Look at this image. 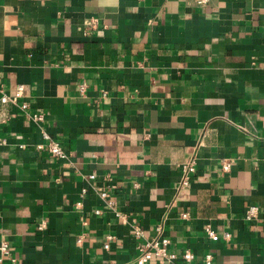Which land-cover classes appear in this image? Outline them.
I'll return each instance as SVG.
<instances>
[{
  "label": "crops",
  "instance_id": "1",
  "mask_svg": "<svg viewBox=\"0 0 264 264\" xmlns=\"http://www.w3.org/2000/svg\"><path fill=\"white\" fill-rule=\"evenodd\" d=\"M263 17L264 0H0V96L23 85L0 104V238L17 258L0 264H136L134 227L156 225L191 264H264ZM110 182L123 217L99 196Z\"/></svg>",
  "mask_w": 264,
  "mask_h": 264
},
{
  "label": "built area",
  "instance_id": "2",
  "mask_svg": "<svg viewBox=\"0 0 264 264\" xmlns=\"http://www.w3.org/2000/svg\"><path fill=\"white\" fill-rule=\"evenodd\" d=\"M196 5L204 6L206 5L209 0H192ZM263 24H264V17H263ZM84 88L81 85V90ZM23 94V85L19 84L15 88L14 93L11 96H7L4 93L0 96V104H6L8 102H16L19 97ZM23 110H27L29 104L26 102H22L20 104ZM29 116L35 122L41 123L45 119V114L41 111H29ZM2 118L0 117V122ZM42 137L43 142L37 144L39 149H46L51 155L57 156L61 159L67 158V152L63 149L62 145L58 140L53 138L46 130H42ZM230 162L225 160L222 163V169L224 172L229 171L230 169ZM196 162L195 159L192 158L188 161H185L179 164L180 168V179L178 182L179 189H186L190 185L191 177L196 170ZM94 174H90L89 178L93 179ZM116 185L112 182L108 183L106 187H101L98 190L100 198L103 200L105 206L109 209L114 211L116 217H123L124 214L119 210L115 209V202L109 196V191L115 189ZM81 193L86 192V188H82ZM77 207L80 205V202H76L75 204ZM101 213V210L96 208L94 209V214ZM187 212H183L181 214L182 217H187ZM259 216V207L257 205H250L244 211V217L247 221H252L257 219ZM81 223L83 225L87 224V220L85 218L81 219ZM46 226V220L42 219L39 221L37 225L38 230L44 229ZM155 233L151 237H147L144 235L142 229L138 226L134 227L133 236L136 238V250L137 255L135 256L136 264H147L148 261L155 257L157 260V264H191L192 260L194 259V252L189 248L186 247L182 249L180 252H177L170 248V238L161 233V226H155ZM205 234L211 238L212 240H218L220 237L225 239L230 238L231 233L228 231H224L223 233L219 234L216 232L211 225L207 224L204 227ZM115 237L113 233H107L105 235V242L103 243V247L108 249L110 247L112 239ZM81 238L78 237V240ZM4 258L8 259L11 263L17 261V258L11 254L10 252V245L9 241L6 238H0V263L3 262ZM213 259V255L210 252L204 254V263L211 264Z\"/></svg>",
  "mask_w": 264,
  "mask_h": 264
}]
</instances>
